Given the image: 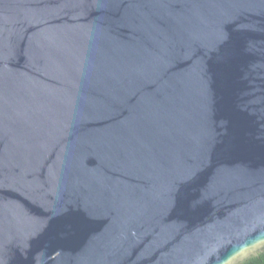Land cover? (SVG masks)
<instances>
[{
    "label": "water",
    "instance_id": "obj_1",
    "mask_svg": "<svg viewBox=\"0 0 264 264\" xmlns=\"http://www.w3.org/2000/svg\"><path fill=\"white\" fill-rule=\"evenodd\" d=\"M264 254V0H0V264Z\"/></svg>",
    "mask_w": 264,
    "mask_h": 264
},
{
    "label": "trees",
    "instance_id": "obj_2",
    "mask_svg": "<svg viewBox=\"0 0 264 264\" xmlns=\"http://www.w3.org/2000/svg\"><path fill=\"white\" fill-rule=\"evenodd\" d=\"M244 264H264V254L259 255L257 258L250 259Z\"/></svg>",
    "mask_w": 264,
    "mask_h": 264
}]
</instances>
